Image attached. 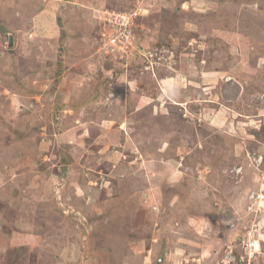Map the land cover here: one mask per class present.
<instances>
[{
  "label": "rangeland",
  "instance_id": "obj_1",
  "mask_svg": "<svg viewBox=\"0 0 264 264\" xmlns=\"http://www.w3.org/2000/svg\"><path fill=\"white\" fill-rule=\"evenodd\" d=\"M138 4L160 58L97 52ZM252 193L264 0H0V264H264Z\"/></svg>",
  "mask_w": 264,
  "mask_h": 264
},
{
  "label": "built area",
  "instance_id": "obj_2",
  "mask_svg": "<svg viewBox=\"0 0 264 264\" xmlns=\"http://www.w3.org/2000/svg\"><path fill=\"white\" fill-rule=\"evenodd\" d=\"M146 13L147 9L140 4L134 6L130 10H115L109 8L102 10L101 14L99 15L100 37L98 38L97 42V52L104 54L105 56L117 57L127 55L132 49L139 51L137 46H135V30L141 25L142 18L146 15ZM140 53L145 57V60L148 61L150 65L155 63L156 58L159 59L161 56L157 53V51H154L151 48H147ZM149 64L146 66V68L150 67ZM262 160L263 156L260 154L258 156V163L262 162ZM251 195V200L256 199V193H252ZM257 199L260 200V204V202H262L264 199V195L258 194ZM250 209H254V205H252ZM241 246L244 248L245 254L248 255V258L254 256L255 252L257 251L256 240L252 238L250 233H248L247 240L242 241ZM234 247L236 250L239 248L238 246ZM246 249H248V251H246ZM253 249L256 250L253 252ZM233 252L234 249L229 247L226 259L222 261L223 264H229L230 262L236 260ZM240 260L242 262L245 261V256L242 255ZM252 260L253 259H247V264H251Z\"/></svg>",
  "mask_w": 264,
  "mask_h": 264
},
{
  "label": "trees",
  "instance_id": "obj_3",
  "mask_svg": "<svg viewBox=\"0 0 264 264\" xmlns=\"http://www.w3.org/2000/svg\"><path fill=\"white\" fill-rule=\"evenodd\" d=\"M62 29V28H61ZM138 29L135 30L137 32ZM64 31V30H63ZM65 40V34H62L60 41L63 42ZM147 49V48H146ZM145 49V50H146ZM141 50V49H140Z\"/></svg>",
  "mask_w": 264,
  "mask_h": 264
},
{
  "label": "water",
  "instance_id": "obj_4",
  "mask_svg": "<svg viewBox=\"0 0 264 264\" xmlns=\"http://www.w3.org/2000/svg\"><path fill=\"white\" fill-rule=\"evenodd\" d=\"M10 46H13V36H10V42H9Z\"/></svg>",
  "mask_w": 264,
  "mask_h": 264
},
{
  "label": "crops",
  "instance_id": "obj_5",
  "mask_svg": "<svg viewBox=\"0 0 264 264\" xmlns=\"http://www.w3.org/2000/svg\"><path fill=\"white\" fill-rule=\"evenodd\" d=\"M137 33V37H138V31L136 32ZM137 45H138V42H137ZM137 49H139V51L141 52L142 48H140L139 46H137ZM141 49V50H140ZM146 49V48H145Z\"/></svg>",
  "mask_w": 264,
  "mask_h": 264
},
{
  "label": "clouds",
  "instance_id": "obj_6",
  "mask_svg": "<svg viewBox=\"0 0 264 264\" xmlns=\"http://www.w3.org/2000/svg\"><path fill=\"white\" fill-rule=\"evenodd\" d=\"M128 10H130V9H128ZM145 17V16H144ZM144 17L142 18V23H143V19H144ZM97 42H98V39H97Z\"/></svg>",
  "mask_w": 264,
  "mask_h": 264
}]
</instances>
